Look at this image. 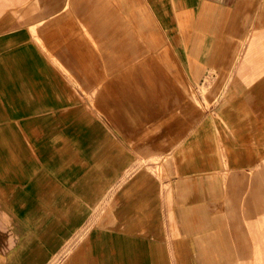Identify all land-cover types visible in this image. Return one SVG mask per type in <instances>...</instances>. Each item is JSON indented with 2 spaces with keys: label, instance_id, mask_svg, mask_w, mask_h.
<instances>
[{
  "label": "crops",
  "instance_id": "obj_1",
  "mask_svg": "<svg viewBox=\"0 0 264 264\" xmlns=\"http://www.w3.org/2000/svg\"><path fill=\"white\" fill-rule=\"evenodd\" d=\"M263 256L264 0H0V264Z\"/></svg>",
  "mask_w": 264,
  "mask_h": 264
},
{
  "label": "rangeland",
  "instance_id": "obj_2",
  "mask_svg": "<svg viewBox=\"0 0 264 264\" xmlns=\"http://www.w3.org/2000/svg\"><path fill=\"white\" fill-rule=\"evenodd\" d=\"M247 259H251V264H260V259H264L263 257H248V258H241L236 264H244Z\"/></svg>",
  "mask_w": 264,
  "mask_h": 264
},
{
  "label": "built area",
  "instance_id": "obj_3",
  "mask_svg": "<svg viewBox=\"0 0 264 264\" xmlns=\"http://www.w3.org/2000/svg\"><path fill=\"white\" fill-rule=\"evenodd\" d=\"M64 253H65V251H64ZM63 256V255H62Z\"/></svg>",
  "mask_w": 264,
  "mask_h": 264
}]
</instances>
